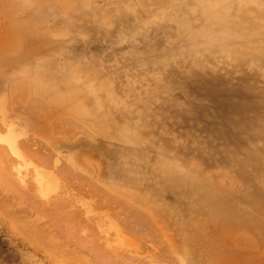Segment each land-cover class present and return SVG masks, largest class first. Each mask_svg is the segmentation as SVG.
Listing matches in <instances>:
<instances>
[{"label":"rangeland","instance_id":"374dc122","mask_svg":"<svg viewBox=\"0 0 264 264\" xmlns=\"http://www.w3.org/2000/svg\"><path fill=\"white\" fill-rule=\"evenodd\" d=\"M0 264H264V0H0Z\"/></svg>","mask_w":264,"mask_h":264}]
</instances>
